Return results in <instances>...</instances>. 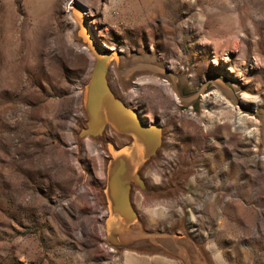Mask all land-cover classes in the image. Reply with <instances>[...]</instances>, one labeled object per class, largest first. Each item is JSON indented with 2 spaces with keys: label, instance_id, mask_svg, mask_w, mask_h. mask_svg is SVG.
I'll list each match as a JSON object with an SVG mask.
<instances>
[{
  "label": "rangeland",
  "instance_id": "obj_1",
  "mask_svg": "<svg viewBox=\"0 0 264 264\" xmlns=\"http://www.w3.org/2000/svg\"><path fill=\"white\" fill-rule=\"evenodd\" d=\"M68 1L0 0V264H264V0ZM83 10L154 66L106 73L163 129L125 200L104 171L131 138L83 134Z\"/></svg>",
  "mask_w": 264,
  "mask_h": 264
},
{
  "label": "water",
  "instance_id": "obj_2",
  "mask_svg": "<svg viewBox=\"0 0 264 264\" xmlns=\"http://www.w3.org/2000/svg\"><path fill=\"white\" fill-rule=\"evenodd\" d=\"M81 23L85 29V41L96 50L97 63L83 93L84 106L88 112V127L83 130L85 135H97L111 124L113 128L131 138L121 147L109 144V158L106 175V195L110 199L125 200L128 198L133 183H140V170L156 152L162 142L163 129L159 123L147 121L136 107L129 106L112 91L106 75L101 72L103 55L109 54L110 48L93 42L94 33L84 19ZM114 51V50H111ZM120 54V53H119ZM107 73V71H106Z\"/></svg>",
  "mask_w": 264,
  "mask_h": 264
},
{
  "label": "bare ground",
  "instance_id": "obj_3",
  "mask_svg": "<svg viewBox=\"0 0 264 264\" xmlns=\"http://www.w3.org/2000/svg\"><path fill=\"white\" fill-rule=\"evenodd\" d=\"M70 1L69 0L67 2V8H70L71 7V4H70ZM69 12V10H68ZM90 12V11H89ZM83 16H84V19L85 21L87 22V24L89 25V27L91 28V30H93V28L91 27L90 23L88 22V19L86 18L85 14H84V10H83ZM72 18V17H71ZM74 19V18H73ZM72 19V20H73ZM93 33H94V30H93ZM72 44H76L74 43L72 40H70ZM93 42L97 43V45L103 47L102 50L104 52H106V45L104 43H102V41L100 40V38L98 37V35L96 33H94V40ZM78 46H80L79 44H76ZM82 48V50H84L83 48H85L87 51L91 52L92 55V59L94 57V62L93 64L96 62V59H97V53H96V50H95V47L93 45H90L89 43H87L86 45L84 46H80ZM110 48V47H109ZM111 50H114V54L113 55H109V54H105L103 55V59L101 60V72L106 75V71H108L110 68H112V71H114L113 69L115 68L116 70L120 71V73L122 74H126L127 75V78H131L133 75H135L140 69L144 68L145 66L146 67H151L153 68L154 66H151V62H150V57H141V56H138L136 53H141L142 51H136V50H132L128 53L126 52H123L119 49H113V48H110ZM119 52H121L119 54ZM125 53V55H123ZM131 53H133L131 55ZM161 59V57H160ZM93 61V60H92ZM158 69V68H157ZM115 75V74H114ZM149 77V74L148 75H141L139 77H136V80H135V85H136V89L134 92H133V96L136 97L138 90L139 89H142L141 88V84H142V81H145L146 78ZM237 83V82H236ZM227 84V83H226ZM236 87V86H235ZM215 89V88H214ZM213 89V90H214ZM245 90V89H244ZM207 93V92H206ZM209 93V92H208ZM212 93V92H210ZM214 93V92H213ZM218 94V93H217ZM242 94V93H241ZM208 95V94H207ZM228 95V94H227ZM243 95V94H242ZM206 96V94H205ZM205 98V97H204ZM233 98V97H232ZM240 98V97H239ZM201 99V98H200ZM203 100V99H202ZM205 101V100H203ZM206 102V101H205ZM235 103V102H234ZM201 104V103H200ZM206 104V103H205ZM235 105V104H234ZM208 107V106H207ZM190 108V107H189ZM203 108V107H202ZM202 110V109H201ZM206 110V109H205ZM259 121V120H258ZM159 125H162V123H159ZM108 135H110V133H108ZM85 142V141H84ZM85 145L90 147L92 145V142L90 140H86L85 142ZM165 152V151H164ZM164 157V156H163ZM263 157V156H262ZM167 158V157H166ZM164 161V160H163ZM172 161V160H171ZM105 172V171H104ZM203 172V171H202ZM201 172V173H202ZM105 175V174H104ZM152 177V176H151ZM201 177V176H200ZM175 185V184H174ZM177 187V186H176ZM179 189V188H178ZM195 208V207H194ZM198 208V207H197ZM195 210V209H194ZM201 210V208H200ZM197 211V210H196ZM195 211V212H196ZM106 212V211H105ZM199 212V211H198ZM188 224V223H187ZM190 225V224H189ZM193 231V230H192ZM196 236V235H195Z\"/></svg>",
  "mask_w": 264,
  "mask_h": 264
}]
</instances>
